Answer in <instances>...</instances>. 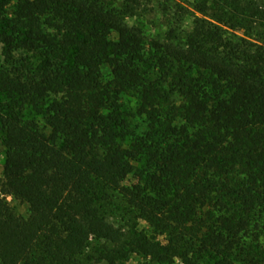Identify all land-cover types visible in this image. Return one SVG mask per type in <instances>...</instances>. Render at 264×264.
<instances>
[{
  "label": "trees",
  "instance_id": "obj_1",
  "mask_svg": "<svg viewBox=\"0 0 264 264\" xmlns=\"http://www.w3.org/2000/svg\"><path fill=\"white\" fill-rule=\"evenodd\" d=\"M145 1L0 0L1 264H264V0Z\"/></svg>",
  "mask_w": 264,
  "mask_h": 264
},
{
  "label": "rangeland",
  "instance_id": "obj_2",
  "mask_svg": "<svg viewBox=\"0 0 264 264\" xmlns=\"http://www.w3.org/2000/svg\"><path fill=\"white\" fill-rule=\"evenodd\" d=\"M110 1H120V0H110ZM209 0H147L142 5L140 20L146 23L150 34L162 38L164 33L173 26L174 13L181 12L182 24L181 28L186 30L190 24L193 17H206L204 14H208ZM205 12V13H203ZM176 26V25H175ZM180 28V27H179ZM179 31V30H177ZM236 34L242 35V30L236 31ZM3 47L0 46V62L3 61ZM0 101L3 103H8V100L0 96ZM22 112L25 118H36L42 124L39 116H35L31 106L27 103L24 104ZM1 155V150H0ZM2 159L0 157V164ZM133 182V177L129 176L126 183ZM10 205H12L18 214L26 216L28 214V207L25 203L20 202L18 199L7 197ZM1 264V263H0ZM106 264V263H102ZM123 264H182L178 259L173 260L170 263H159L151 260L149 257L141 255H132Z\"/></svg>",
  "mask_w": 264,
  "mask_h": 264
}]
</instances>
